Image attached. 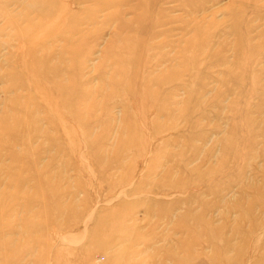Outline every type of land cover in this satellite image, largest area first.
<instances>
[{
    "label": "rangeland",
    "instance_id": "rangeland-1",
    "mask_svg": "<svg viewBox=\"0 0 264 264\" xmlns=\"http://www.w3.org/2000/svg\"><path fill=\"white\" fill-rule=\"evenodd\" d=\"M0 264H264V0H0Z\"/></svg>",
    "mask_w": 264,
    "mask_h": 264
}]
</instances>
